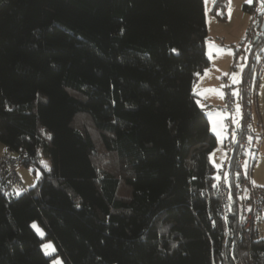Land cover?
<instances>
[{
	"label": "trees",
	"instance_id": "trees-1",
	"mask_svg": "<svg viewBox=\"0 0 264 264\" xmlns=\"http://www.w3.org/2000/svg\"><path fill=\"white\" fill-rule=\"evenodd\" d=\"M257 1L233 46L241 81L226 76L236 132L264 63ZM207 40L204 0H0V143L42 171L20 195L0 187V264H52L46 241L63 264H264V238L238 223L236 159L220 215L217 137L193 90Z\"/></svg>",
	"mask_w": 264,
	"mask_h": 264
},
{
	"label": "rangeland",
	"instance_id": "rangeland-1",
	"mask_svg": "<svg viewBox=\"0 0 264 264\" xmlns=\"http://www.w3.org/2000/svg\"><path fill=\"white\" fill-rule=\"evenodd\" d=\"M215 0H204L205 11L207 17V29H208V40H207V54L210 59V68L211 71L209 74L210 85L216 86L219 85V88L222 93V102L218 103L217 99H209V96L206 95V92H200L198 84L194 85V93H202L199 95L198 103L203 107L205 113L210 121L211 131L217 137V147L212 153L210 160L212 165L217 169H221L223 163L226 159V141L228 139V126L226 124V119L229 117L224 107L225 96L224 89L225 84L221 81L223 76H230L229 85H236L235 79L241 76L243 70L246 66L248 59V54H245V57L241 54L236 60L238 65L235 71H232L233 66H235V48L241 49L246 47L247 40V30L250 28L252 15L248 12L243 11L244 4L253 5L255 0H228L226 14L227 17L224 19L219 18L213 14V6ZM262 0L257 1V7L259 10L262 8ZM219 39L223 40L224 45L220 44ZM222 45V46H221ZM226 46L231 47V49L225 48ZM221 48V50H220ZM264 51V49H263ZM220 52V54H217ZM242 58H245L244 61ZM214 61V62H213ZM214 64V66H213ZM212 66V67H211ZM207 71V70H206ZM224 71V72H222ZM219 74V76H217ZM232 74V75H231ZM197 86V87H196ZM235 91V97L238 98V91ZM202 99V100H201ZM203 100L207 101L204 102ZM204 103V104H203ZM209 103V104H208ZM208 105L210 108H208ZM240 102H237L235 105V118L241 115L240 111ZM220 107H222L220 109ZM240 118V117H239ZM251 121L252 128L250 132L253 135L249 139L248 144V156L252 154V172L249 175L251 180L256 186L264 187V63L261 68V75L259 80L258 95H257V104L253 103L251 107ZM237 120H235L236 122ZM1 146H3L0 143ZM5 153V152H4ZM3 153V154H4ZM3 154H0L3 155ZM248 161L243 167L244 174L248 175ZM19 176L25 186L26 191L37 186L40 181L42 171L40 168L35 166H19L18 167ZM24 189H17V194H22ZM34 228L41 237H44L45 232L40 227L38 223L33 224ZM45 253L49 256H52V264H63L59 257H56L55 246L53 242L46 241L43 245Z\"/></svg>",
	"mask_w": 264,
	"mask_h": 264
},
{
	"label": "built area",
	"instance_id": "built-area-1",
	"mask_svg": "<svg viewBox=\"0 0 264 264\" xmlns=\"http://www.w3.org/2000/svg\"><path fill=\"white\" fill-rule=\"evenodd\" d=\"M237 65L238 62H235V66ZM221 81L225 84L226 106L224 110L229 113V117L226 119V124L228 126V139L226 141L227 154L222 168L217 173V193L221 202L220 215L223 220H226L230 214L227 202V195L229 192L225 183L228 177V168L234 159H236L235 163L237 166L244 167L247 161L248 168L252 165V154L250 153L248 158L247 156L249 139L253 133L249 131L250 123L248 119H246L243 126L241 125L242 132H236L241 123V117L240 119L239 117L235 118V95L227 84V77H222ZM221 108L222 107H220V109ZM235 120L237 121L235 122ZM237 135H239V137ZM237 147H239L240 150L238 156L235 155ZM24 160L23 157L15 155L10 150H6V152L0 156V187L5 194H11L17 189L26 190L18 173V167L23 165ZM241 170L243 171V169ZM235 198L237 201V219L243 231L244 238L250 240L254 231L257 230L261 237L264 238V188L255 186L251 182L249 176L245 174L244 179L240 181L235 191Z\"/></svg>",
	"mask_w": 264,
	"mask_h": 264
},
{
	"label": "crops",
	"instance_id": "crops-1",
	"mask_svg": "<svg viewBox=\"0 0 264 264\" xmlns=\"http://www.w3.org/2000/svg\"><path fill=\"white\" fill-rule=\"evenodd\" d=\"M247 4V3H246ZM243 8V7H242ZM244 11V10H243ZM219 42H220V44H222V45H224V42H223V40H221V39H219L218 40ZM221 45V46H222ZM232 46H234V45H232ZM225 47V46H224ZM225 48H227V49H231V47H228V46H226ZM220 50H221V48H220ZM217 54H220V52H217ZM214 62V61H213ZM213 66H214V64H213ZM212 67V66H211ZM211 71V69L210 70H207V71H205L203 74H201L200 76H199V78H198V80H197V84H198V87H199V91L200 92H206V95L207 96H209V99H205V100H209V102H210V100H212V99H217L218 100V103H221L222 102V93H221V90H220V88H219V85H216V86H213V85H210V82H209V72ZM222 72H224V71H222ZM217 76H219V74L217 75ZM240 81H241V76L240 77H238L237 79H235V82H237L236 84H239L240 83ZM197 87V86H196ZM196 95L198 96V98H200L199 97V95H203L202 93H199V95L196 93ZM202 100V99H201ZM205 100H203L204 102H206L207 103V101H205ZM200 104V103H199ZM204 104V103H203ZM209 104V103H208ZM209 106V105H208ZM4 152H6V147L5 146H1L0 145V154H3ZM253 182V181H252ZM255 185V184H254ZM256 186V185H255ZM259 187H261V186H259ZM262 188H264V187H262Z\"/></svg>",
	"mask_w": 264,
	"mask_h": 264
},
{
	"label": "water",
	"instance_id": "water-1",
	"mask_svg": "<svg viewBox=\"0 0 264 264\" xmlns=\"http://www.w3.org/2000/svg\"><path fill=\"white\" fill-rule=\"evenodd\" d=\"M264 34V19L260 28V31L258 32L257 36H256V40L259 39L260 36H262Z\"/></svg>",
	"mask_w": 264,
	"mask_h": 264
},
{
	"label": "clouds",
	"instance_id": "clouds-1",
	"mask_svg": "<svg viewBox=\"0 0 264 264\" xmlns=\"http://www.w3.org/2000/svg\"><path fill=\"white\" fill-rule=\"evenodd\" d=\"M208 108H210L209 106H208ZM254 165V164H253ZM253 165H251L252 167H253ZM252 167H250V168H252ZM220 170V169H219ZM218 170V171H219ZM248 172H249V174H248V176L251 174V172H252V170L250 171V169H248ZM249 178H250V180H251V177L249 176ZM251 182H252V180H251ZM253 183V182H252ZM254 184V183H253ZM258 187V186H257ZM17 191V190H16ZM26 191V190H25Z\"/></svg>",
	"mask_w": 264,
	"mask_h": 264
},
{
	"label": "snow or ice",
	"instance_id": "snow-or-ice-1",
	"mask_svg": "<svg viewBox=\"0 0 264 264\" xmlns=\"http://www.w3.org/2000/svg\"><path fill=\"white\" fill-rule=\"evenodd\" d=\"M262 3H264V0H262ZM173 51L175 52L176 50H175V49H173ZM173 247H175V245H173Z\"/></svg>",
	"mask_w": 264,
	"mask_h": 264
}]
</instances>
